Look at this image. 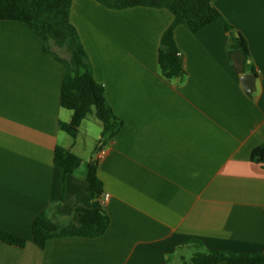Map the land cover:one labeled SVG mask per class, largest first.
Segmentation results:
<instances>
[{
	"label": "crops",
	"instance_id": "1",
	"mask_svg": "<svg viewBox=\"0 0 264 264\" xmlns=\"http://www.w3.org/2000/svg\"><path fill=\"white\" fill-rule=\"evenodd\" d=\"M214 6L245 40V63L231 61L221 22L197 34L179 25L185 75L169 80L158 66L168 10L72 0L70 22L123 122L100 159L102 129L88 118L75 138L60 129L72 116L60 104L63 64L28 25L0 21V230L25 240L0 242V264H183L196 252L264 251V167L250 159L264 146V0ZM245 73L256 76L251 93ZM56 147L96 161L110 223L100 237L41 249L31 230L39 215L67 225L93 203L85 180L55 167Z\"/></svg>",
	"mask_w": 264,
	"mask_h": 264
},
{
	"label": "trees",
	"instance_id": "2",
	"mask_svg": "<svg viewBox=\"0 0 264 264\" xmlns=\"http://www.w3.org/2000/svg\"><path fill=\"white\" fill-rule=\"evenodd\" d=\"M96 1L111 10L144 7L166 9L173 15L172 23L161 36L158 52L159 69L169 80L182 78L185 75L183 59L177 55L178 49L174 39V30L179 25L197 34L207 26L221 22L224 31L230 36L231 45L228 54L233 64L236 61L235 55L241 58L239 64L245 63L249 55L245 40L241 35L234 36L233 27L214 6L215 0ZM71 5L72 0H0V21L28 25L42 40L43 51L63 64L60 104L70 111L72 116L69 123H60V129L75 138L81 123L94 114L102 128L99 142L106 146L120 132L123 122L115 116L105 99L103 86L95 80L91 61L69 19ZM51 45L66 51L68 58L53 53ZM250 159L264 167V146L255 148ZM53 162L61 171L62 177L74 175L88 183V191L93 203L90 209L79 216L76 223L61 225L48 213L39 215L31 227L34 243L43 249L52 239L102 236L108 229L110 221L101 205L103 184L96 173V161H84L70 150L56 147ZM0 242L20 248L25 245V240L1 230ZM183 264H264V251L254 254L226 251L196 252L189 263Z\"/></svg>",
	"mask_w": 264,
	"mask_h": 264
},
{
	"label": "rangeland",
	"instance_id": "3",
	"mask_svg": "<svg viewBox=\"0 0 264 264\" xmlns=\"http://www.w3.org/2000/svg\"><path fill=\"white\" fill-rule=\"evenodd\" d=\"M51 46H52L51 49H52L53 53H55L59 57H62V58H65V59L68 58V54L66 53V51H64L63 49H59V48H57V47H55L53 45H51ZM87 118L89 120L88 126H93L94 125V128H101V124H100L99 120L95 117L94 114H91Z\"/></svg>",
	"mask_w": 264,
	"mask_h": 264
},
{
	"label": "water",
	"instance_id": "4",
	"mask_svg": "<svg viewBox=\"0 0 264 264\" xmlns=\"http://www.w3.org/2000/svg\"><path fill=\"white\" fill-rule=\"evenodd\" d=\"M255 80H256V76L254 74L245 73L240 76V83L243 89L248 93L252 92L254 88Z\"/></svg>",
	"mask_w": 264,
	"mask_h": 264
},
{
	"label": "built area",
	"instance_id": "5",
	"mask_svg": "<svg viewBox=\"0 0 264 264\" xmlns=\"http://www.w3.org/2000/svg\"><path fill=\"white\" fill-rule=\"evenodd\" d=\"M178 56H181V54L178 52L177 53ZM97 158H104L107 156L108 154V150L106 148V146L99 142L98 145H97ZM109 199V195L108 194H103L102 197H101V205L104 206V204L108 201Z\"/></svg>",
	"mask_w": 264,
	"mask_h": 264
}]
</instances>
